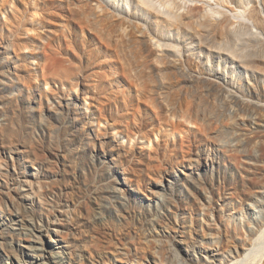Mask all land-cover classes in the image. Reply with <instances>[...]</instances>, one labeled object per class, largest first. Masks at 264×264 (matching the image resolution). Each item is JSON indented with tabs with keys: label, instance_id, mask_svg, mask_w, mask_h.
<instances>
[{
	"label": "rangeland",
	"instance_id": "obj_1",
	"mask_svg": "<svg viewBox=\"0 0 264 264\" xmlns=\"http://www.w3.org/2000/svg\"><path fill=\"white\" fill-rule=\"evenodd\" d=\"M254 109L264 0H0V264H264Z\"/></svg>",
	"mask_w": 264,
	"mask_h": 264
},
{
	"label": "bare ground",
	"instance_id": "obj_2",
	"mask_svg": "<svg viewBox=\"0 0 264 264\" xmlns=\"http://www.w3.org/2000/svg\"><path fill=\"white\" fill-rule=\"evenodd\" d=\"M193 11L191 10L190 11V13H187L186 14V16L185 17H187V18H189V17H191L192 15H191V13H192ZM175 16H177V17H182V16H180V15H173V14H170L169 15V17L170 18H174ZM208 19V18H207ZM205 22H206V19H205ZM209 23H211V21L209 20ZM222 23H228V19L226 18V17H224L220 22H218L217 24L218 25H221ZM150 55L152 54V52L151 53H149ZM217 71V72H216ZM215 73L218 75V73H221L222 74V77H223V75H225L226 73H225V69H222V70H215ZM226 79V78H225ZM159 105H161V107H165L164 106V104H162L161 102H159ZM260 110H257V109H254V110H252V112L253 113H256V112H259ZM262 112L260 111V114H261ZM259 114V115H260ZM257 116V115H256ZM256 123H258V124H261V125H263L264 126V114L262 113L261 114V117H259V118H256ZM175 125H177V124H173L172 126H175ZM248 138V143H250V142H252V140H253V138H249V137H247ZM264 142V141H263ZM247 143V142H246ZM243 146H245V145H243ZM247 146V145H246ZM244 149V148H243ZM110 224V226L111 227H113V228H115V224H113L112 222H110L109 223ZM151 227V223H147V225H146V229L148 228V227ZM105 228V226H96L95 227V231H96V234L97 233H99V232H101V229L102 228ZM149 229V228H148ZM160 253L163 255L164 254V250L162 251H160ZM101 255V254H100Z\"/></svg>",
	"mask_w": 264,
	"mask_h": 264
}]
</instances>
